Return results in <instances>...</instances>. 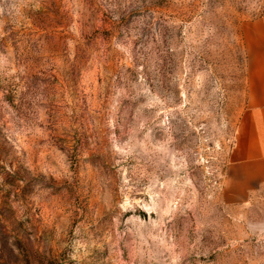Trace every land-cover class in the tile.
Segmentation results:
<instances>
[{
    "label": "rangeland",
    "instance_id": "obj_1",
    "mask_svg": "<svg viewBox=\"0 0 264 264\" xmlns=\"http://www.w3.org/2000/svg\"><path fill=\"white\" fill-rule=\"evenodd\" d=\"M264 0H0V264H264L234 194Z\"/></svg>",
    "mask_w": 264,
    "mask_h": 264
},
{
    "label": "crops",
    "instance_id": "obj_2",
    "mask_svg": "<svg viewBox=\"0 0 264 264\" xmlns=\"http://www.w3.org/2000/svg\"><path fill=\"white\" fill-rule=\"evenodd\" d=\"M247 92L229 154L228 188L234 194L264 187V14L245 30Z\"/></svg>",
    "mask_w": 264,
    "mask_h": 264
}]
</instances>
